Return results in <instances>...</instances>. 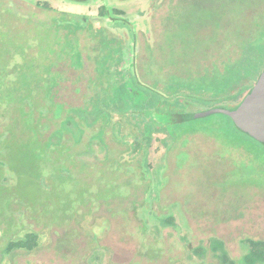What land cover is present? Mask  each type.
I'll return each mask as SVG.
<instances>
[{
    "label": "rangeland",
    "instance_id": "374dc122",
    "mask_svg": "<svg viewBox=\"0 0 264 264\" xmlns=\"http://www.w3.org/2000/svg\"><path fill=\"white\" fill-rule=\"evenodd\" d=\"M40 1L49 9L36 8L30 0H0L2 12H6L3 15L8 17L7 22H1L2 34H11L15 26L24 35L35 38L41 29L36 22L48 25L57 16L63 20L60 24L78 28L85 26L86 17L89 27L75 35L84 58L91 52L90 48L92 53L88 57H98L92 47L104 38L114 45L115 52L122 47L125 53L108 55L107 67H115L118 72L121 65L130 67L137 56L139 72L134 68L128 74H142L150 79L146 80L149 84L163 82L165 90L173 87V77L197 85L204 74V63L209 67L220 45H229L238 30L262 27L264 31V0ZM102 5L120 9L125 15L113 22L108 18L100 20L98 9ZM13 11L26 18L16 19ZM64 33L62 29L61 34ZM45 39L43 31L38 41L43 40L41 44H44ZM89 58L82 59L80 65L73 64L74 69L56 64L54 71L63 76L56 87L59 101L82 108L89 100L87 92L102 88L100 84L108 80L106 71L98 83V72ZM124 59L128 64L121 62ZM156 86L152 85V90L164 92ZM213 106L202 105L209 109ZM41 110L45 111L46 107ZM73 116L77 117L74 113ZM152 119L150 127L154 125L152 130H156L157 118L153 115ZM2 121L10 120L7 116ZM112 122L116 127L114 133L109 131L106 135L108 141L123 140L129 145L140 139L139 135L128 133L135 129L125 118L119 119L114 114ZM204 123L202 119L177 133H171L168 122L161 123L167 132L153 134L146 158L131 160L128 152L123 153V167L113 172L106 164L79 166L81 161L92 162L94 156L102 159L105 150L99 152L94 147L93 153L79 156L78 160L73 150L68 158L76 164L68 165V175L80 180L76 185L54 186V189L47 188L42 180L34 208L25 201L28 198L25 191L12 187L13 172L7 157L3 158L0 161V264H207L215 261L209 248L212 239L221 241L231 258H240L245 253L243 240L264 239V149L244 140L247 151L235 152L205 133L191 134L201 130ZM10 142L11 137L5 133L0 139V153L15 154L5 148ZM251 146L260 148L259 157L253 158ZM140 161L150 164L149 170L147 167L143 170ZM23 164L35 165L26 155ZM25 165L22 167L26 168ZM253 168L263 178L257 183L253 180ZM125 171L130 172L128 190L124 186ZM47 191L53 193L50 203L45 200ZM81 196L90 200V205H77L65 219L57 213L55 208L60 200L54 198L78 201ZM106 202L109 205L103 204ZM169 216L173 218V226H162L160 219ZM27 231L39 236V245L33 252H4L10 239L20 238ZM200 247L204 249L202 257L193 253Z\"/></svg>",
    "mask_w": 264,
    "mask_h": 264
},
{
    "label": "trees",
    "instance_id": "16d2710c",
    "mask_svg": "<svg viewBox=\"0 0 264 264\" xmlns=\"http://www.w3.org/2000/svg\"><path fill=\"white\" fill-rule=\"evenodd\" d=\"M30 2L36 8L49 9L47 4L40 0H30ZM2 9L0 7V139L5 136V133L10 136L11 142L5 148H9L15 154L0 153V161L7 157L8 167L13 172L15 183L12 187L28 194L25 201L29 207L34 208L37 203L38 197L35 194L42 189V180L45 181L47 188L52 189L54 186H73L80 180L79 177L74 179L72 175H68V165L76 164L68 158L71 151H75V160H78L79 156L93 153L94 147L99 152L105 150L106 153L102 159L99 160L97 156H94L92 162L81 161L79 166L82 168L89 167L90 164H106L113 172L123 167L121 165L123 153L128 152L127 154L132 157L131 160L146 158L148 148L153 143V134L167 132V128L163 129L166 126L161 123L168 122L167 125L172 128L171 133H177L203 119L206 122L203 128L192 131L191 134L199 131L205 133L209 137H214L216 141H220L222 146L230 147L235 152L245 150L244 140L264 149L263 144L236 129L231 120L222 114L196 117L209 109L202 107L208 103L214 105L212 108L216 106L226 109L235 108L252 88L264 68L262 27L259 26V30L252 27L251 30L243 32L238 30L229 45H220L217 57L214 56L215 61L211 60L209 67L204 63V74L199 77L198 83H195L197 85H192L188 79L173 77V87L165 90L166 85L164 86L163 82L156 81L149 84L146 80L150 79H146L142 74H139L140 76L128 74L130 69L134 68L139 72L140 62H135L137 56L130 67L120 63L118 72L115 67L109 66L110 63L107 67L105 59L108 55L111 57L112 53L113 56L119 53L124 56L125 53L122 47L118 49L119 52H115L114 45L109 44V41L104 38L99 45L92 47L98 57H88L92 53L90 48L91 52L84 58L75 35L89 27L86 17L83 18L85 26L78 28L68 23L60 24L63 20L61 21V17L57 16L52 18L48 25L29 20L30 23L41 28L37 31L38 36L32 38L24 35L21 30H16L15 26L12 27L11 34H2L1 22H7L8 18L3 15ZM14 15L16 19L26 18L16 12ZM124 15L122 10L113 6L109 8L102 5L98 9V19L104 21L107 18L111 22L120 20ZM10 19L12 22L16 21L13 18ZM62 29L65 30L64 34H61ZM41 30L46 33L44 44H41L43 40L38 41L43 33ZM86 58L93 62L98 72V83L106 71L109 75L108 80L100 84L102 88L95 87L96 90L87 92L89 107L83 105L84 107L81 108L80 105L72 106L66 101L60 100V102L59 96L58 99L56 98L58 94L56 87L60 85L59 81L63 76L61 72L58 74L54 71L56 64H61V68L65 67L64 69H74L73 64L80 65L83 63L82 59ZM125 59L121 62L128 64V60ZM62 61L66 65H63ZM113 62L116 63L117 60L113 59ZM152 85H157L156 87L161 88L165 93L152 90ZM44 106L45 111L41 110ZM73 113L77 117H74ZM114 114H117L119 119L125 118L130 127L135 129L128 133L139 135L140 139L133 140L129 145L123 140L120 143L108 141L106 135L109 131L114 133L116 127V124L112 122ZM153 115L157 118L154 121L157 122L156 130H152L154 125L150 127V122L153 123ZM7 116L10 121L4 123L2 120ZM187 130L190 132V129ZM184 133L187 134V132ZM85 135H88L87 140L83 139ZM249 149L254 159L261 155L260 148L258 150L255 146L253 148L251 146ZM25 155L28 156V161L35 164L34 166L23 164ZM130 163L133 161L128 164ZM24 165L26 168L22 167ZM140 165L143 170L146 167L149 170L151 167L150 164L144 165L141 161ZM126 172H124V186L128 190L131 187L130 172ZM259 172L255 168L252 169L255 183L263 179ZM147 186L145 185V188ZM52 195L53 193L47 191L45 200L50 203L53 200ZM17 199H20L19 193ZM54 199L60 200L55 209L64 219L67 215L71 216L72 209L74 210L77 205H90V200L82 196L78 201L68 197L62 201L60 198ZM103 204L109 205L108 202ZM160 223L164 227L174 224L171 216L160 219ZM243 244L245 253L240 258L233 259L221 241L212 239L209 248L215 261L207 264H264V239H245ZM38 245L39 236L33 231H27L20 238L10 239L4 252L9 254L18 250L30 253ZM193 253L202 257L204 249L201 247L194 249Z\"/></svg>",
    "mask_w": 264,
    "mask_h": 264
},
{
    "label": "water",
    "instance_id": "95a60500",
    "mask_svg": "<svg viewBox=\"0 0 264 264\" xmlns=\"http://www.w3.org/2000/svg\"><path fill=\"white\" fill-rule=\"evenodd\" d=\"M222 114L228 117L239 131L264 145V68L252 88L233 109L215 107L196 117Z\"/></svg>",
    "mask_w": 264,
    "mask_h": 264
},
{
    "label": "flooded vegetation",
    "instance_id": "af4514ba",
    "mask_svg": "<svg viewBox=\"0 0 264 264\" xmlns=\"http://www.w3.org/2000/svg\"><path fill=\"white\" fill-rule=\"evenodd\" d=\"M75 1H80V0H75Z\"/></svg>",
    "mask_w": 264,
    "mask_h": 264
}]
</instances>
